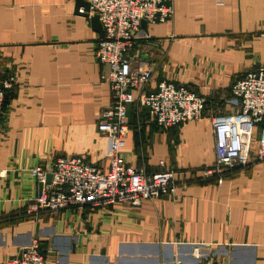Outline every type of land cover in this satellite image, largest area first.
I'll return each mask as SVG.
<instances>
[{
  "label": "crops",
  "instance_id": "0c3cea01",
  "mask_svg": "<svg viewBox=\"0 0 264 264\" xmlns=\"http://www.w3.org/2000/svg\"><path fill=\"white\" fill-rule=\"evenodd\" d=\"M173 8L170 21L141 26L126 60L149 63L147 93L161 82L195 92L202 117L162 130L132 104L122 156L149 174L174 170L186 185L139 207L28 214L40 192L32 169L68 157L107 168L110 139L96 125L111 104L108 68L96 58L100 33L75 0H0V82L10 83L0 118V264L33 240L47 264H264V161L200 180L215 163L211 118L239 112L232 85L264 66V0Z\"/></svg>",
  "mask_w": 264,
  "mask_h": 264
},
{
  "label": "built area",
  "instance_id": "2783aa9c",
  "mask_svg": "<svg viewBox=\"0 0 264 264\" xmlns=\"http://www.w3.org/2000/svg\"><path fill=\"white\" fill-rule=\"evenodd\" d=\"M89 5L88 18L97 17L103 30L96 58L107 66L103 77L111 93V104L98 116L97 132L110 139L106 169L88 164L83 157L60 158L54 166L31 170L41 191L32 199L26 213L58 211L66 207L92 209L128 203L139 207L142 200L162 195L176 196L179 182L176 171L147 173L127 164L122 154L130 132L127 108L137 104L146 110L152 122L162 130L178 127L202 117L204 101L184 86L161 82L154 92H145L152 81L148 62H131V50L141 23L155 25L174 16V0H84ZM83 13V11H81ZM0 82V118L4 88ZM139 92L138 97L134 93ZM231 95L240 101V111L211 118L215 163L201 171V181L221 179L225 173L248 168L264 161V66L247 72L231 87ZM252 157V158H251ZM164 167V162H159ZM51 176L46 184V176ZM6 264H47L37 240L22 248ZM173 264H184L175 260Z\"/></svg>",
  "mask_w": 264,
  "mask_h": 264
},
{
  "label": "water",
  "instance_id": "95a60500",
  "mask_svg": "<svg viewBox=\"0 0 264 264\" xmlns=\"http://www.w3.org/2000/svg\"><path fill=\"white\" fill-rule=\"evenodd\" d=\"M75 3H76V10L83 8V13H84L83 15L85 17H88L89 5L87 4V2H85L84 0H75ZM90 20H91L93 27L100 33V38H102L103 37V31H102L101 25L98 21V18L92 17V18H90ZM145 25H146L145 22L141 23V26H145ZM50 182H51V176L47 175L45 183L50 184ZM41 189H42V184H39V191H41Z\"/></svg>",
  "mask_w": 264,
  "mask_h": 264
},
{
  "label": "trees",
  "instance_id": "16d2710c",
  "mask_svg": "<svg viewBox=\"0 0 264 264\" xmlns=\"http://www.w3.org/2000/svg\"><path fill=\"white\" fill-rule=\"evenodd\" d=\"M237 169H235L232 173H230V174H234V172L236 171Z\"/></svg>",
  "mask_w": 264,
  "mask_h": 264
}]
</instances>
